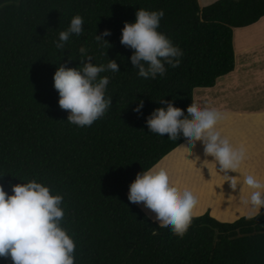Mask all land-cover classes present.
<instances>
[{"label": "trees", "instance_id": "trees-1", "mask_svg": "<svg viewBox=\"0 0 264 264\" xmlns=\"http://www.w3.org/2000/svg\"><path fill=\"white\" fill-rule=\"evenodd\" d=\"M0 186L30 180L63 196L62 227L75 242V264H264L262 215L221 223L195 217L181 239L164 231L127 200L136 174L158 165L184 141L150 133L145 118L162 98L186 109L194 91L212 89L231 74L233 31L264 18V0H0ZM137 9L163 10L158 31L183 51L177 68L144 79L120 43L125 21ZM84 20L80 36L57 48L73 16ZM105 29L109 45L95 37ZM93 60H115L120 72H105L112 104L89 127L67 122L58 106L53 74L59 65L78 67L79 49ZM143 101L141 114L133 111ZM186 114V113H185ZM153 232L158 234L153 235ZM0 264H12L0 257Z\"/></svg>", "mask_w": 264, "mask_h": 264}, {"label": "clouds", "instance_id": "clouds-1", "mask_svg": "<svg viewBox=\"0 0 264 264\" xmlns=\"http://www.w3.org/2000/svg\"><path fill=\"white\" fill-rule=\"evenodd\" d=\"M134 16L131 23L124 22L120 43L132 50L129 59L137 75L156 79L166 74V65L179 67L184 54L182 49L158 31L164 11L137 9ZM83 31V18L73 16L67 29L59 33L57 48H64L72 35L80 36ZM110 35L111 31L105 29L95 39L109 45L104 37ZM79 52L85 59L78 67L61 64L56 68L53 88L58 93V106L68 112L67 122L83 128L102 118L112 104L111 96L106 95L109 78L100 74L120 71L115 60L108 59L106 65H97L85 62L93 60L86 48L81 47ZM158 102L164 106L153 109L145 118L148 131L160 137L167 136L171 141L182 139L190 153L199 142L204 156L211 157L210 161L204 159L201 165L214 163L217 171L230 181L232 189L246 188L247 195L242 203L250 209L247 219L262 215L264 179L242 171L247 149L243 145L235 146L218 127L223 114L194 101L186 109L164 98ZM142 109L143 101H138L133 111L139 115ZM199 159L197 156L194 161ZM63 199L61 194H52L49 186L36 180L11 185V194L0 186V257L10 259L12 264H75V242L62 227ZM127 200L142 204L158 227L181 239L200 204L193 189L178 187L169 171L158 165L136 174L128 186Z\"/></svg>", "mask_w": 264, "mask_h": 264}, {"label": "rangeland", "instance_id": "rangeland-1", "mask_svg": "<svg viewBox=\"0 0 264 264\" xmlns=\"http://www.w3.org/2000/svg\"><path fill=\"white\" fill-rule=\"evenodd\" d=\"M217 1L219 0H198V4L200 8H204ZM233 44L235 58L233 72L217 80L212 89L195 90L194 102L204 108H217V111L221 113L224 111L232 113V110H237V115L249 113H253V116L264 115V18L252 27L234 30ZM225 117L230 119L228 116ZM257 129L264 133V127ZM199 144V142L196 143L198 154V151L188 153L186 161L181 162L174 171L168 170L171 179L178 187H189L198 195L200 204L193 218L203 216L207 212L221 223H233L241 217H247L250 209L242 203L247 195L246 188L241 186L239 190L232 189L230 181L223 184L227 178L217 171L214 163L207 162L201 165L204 159L210 161L211 157L204 156L203 148ZM245 148L249 160L242 165V171L246 172L244 171L246 169L264 179V167L254 164L258 158H264V153L259 154L258 150H250L248 146ZM180 149L174 151L175 154L173 152L164 158L158 166L165 168L173 161L177 165V162L184 157L183 150L188 148L183 144V148ZM250 151L254 154L251 155ZM197 156L200 159L195 162ZM251 161L254 162L251 164L253 167L244 166ZM260 162L263 161L256 163ZM230 175L235 176L236 174L230 173ZM240 179L242 180V176ZM136 206L148 218L151 217L150 211L142 204H136Z\"/></svg>", "mask_w": 264, "mask_h": 264}, {"label": "crops", "instance_id": "crops-1", "mask_svg": "<svg viewBox=\"0 0 264 264\" xmlns=\"http://www.w3.org/2000/svg\"><path fill=\"white\" fill-rule=\"evenodd\" d=\"M233 46H234V44H233ZM215 110H217V108ZM233 113H236V114H233ZM222 114H223L224 118L221 120L218 127L222 130L224 135H227L230 138L231 142L235 146H241V145H243L245 147L248 146L249 148H251L250 150H254V151L258 150L259 154L264 153V133H262L261 131H259L257 129L258 127H261V126L264 127V115L253 116L254 115L253 113L237 115V110L236 111L232 110V113L224 111ZM225 116H228V118H230V119H227V117H225ZM247 116H252L254 118H249ZM246 139H248V140H246ZM199 146L202 147L201 144H199ZM181 147L183 148V145ZM180 148H178V150H176V151L181 150ZM183 151H184V153H183L184 157L177 162V165L173 161L172 163H168L165 166V169H167V170L171 169L170 172L174 171V169H176L177 166H179V164L181 162L186 161V157H187L186 155L188 153H190V151H189V149H185ZM196 151H198V148L195 145V147L191 150V152L195 153ZM175 153L176 152H174L173 154H175ZM198 153H199V151L197 152V154ZM250 154H251V151H250ZM252 154H254V153H252ZM169 159L170 158H168V160ZM248 160H249V155H247V159H246L245 163ZM257 161H263V162L256 163ZM257 161L255 163L254 162L253 163L264 167V158H258ZM253 163L251 161V163L245 164L244 166H250V167L252 166L253 167V165H251ZM244 171L248 172V170H246V169ZM226 182H228V181H224L223 184Z\"/></svg>", "mask_w": 264, "mask_h": 264}]
</instances>
